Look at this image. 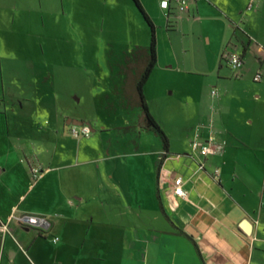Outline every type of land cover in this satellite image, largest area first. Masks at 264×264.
<instances>
[{"label":"crops","instance_id":"1","mask_svg":"<svg viewBox=\"0 0 264 264\" xmlns=\"http://www.w3.org/2000/svg\"><path fill=\"white\" fill-rule=\"evenodd\" d=\"M205 1L216 9V21L226 22L217 44L221 63L227 50L242 52V42L250 40L240 71L220 67V94L213 92L209 111L202 107L189 143L216 138L225 149L202 157L170 153L169 147L154 158L152 185L130 181L128 167L115 164L123 155L112 153L102 137L74 146L58 131L44 133L33 117L38 107L21 87L26 60L2 57L0 40V264H264V0H247L242 19L230 0ZM194 6L198 14V0ZM174 13L166 12L167 21ZM33 77L46 104L41 107L49 110L54 76ZM108 89L102 95L114 91ZM56 118L71 126L72 120L84 122L59 112ZM33 168L42 171L37 179ZM178 177L187 199L170 192ZM12 213L44 216L51 230L9 222Z\"/></svg>","mask_w":264,"mask_h":264},{"label":"rangeland","instance_id":"2","mask_svg":"<svg viewBox=\"0 0 264 264\" xmlns=\"http://www.w3.org/2000/svg\"><path fill=\"white\" fill-rule=\"evenodd\" d=\"M139 1L156 27L157 65L144 87L149 111L167 136L170 153H193L189 143L202 109L209 111L215 104L220 67L230 73L217 51L226 22L216 21V9L205 0H198V14L194 0H188L191 13L180 18L182 12L176 9L170 22L160 0ZM230 1L233 14L244 18L247 0ZM0 26L2 57L26 60L21 87L38 107L33 117L43 132L58 131L78 146L87 138H74V126L56 116L81 117L83 126L94 130L88 138L102 137L112 153L123 155L115 164L128 167L130 181L154 184V158L163 153V141L143 127V111L130 108L126 97L132 94L136 74L126 58L151 44V29L134 0H0ZM42 72L54 76L49 110L41 107L46 104L39 101L33 83V76ZM106 88L114 91L102 95ZM259 146L264 148L263 143ZM71 148L72 143L67 150Z\"/></svg>","mask_w":264,"mask_h":264},{"label":"built area","instance_id":"3","mask_svg":"<svg viewBox=\"0 0 264 264\" xmlns=\"http://www.w3.org/2000/svg\"><path fill=\"white\" fill-rule=\"evenodd\" d=\"M174 4L177 6H174ZM188 4V0H160V7L162 10L167 12V15L169 12L176 9L182 13L187 12L189 9ZM224 60L226 61L228 67L234 72L240 71L244 66V57L242 52L238 49L227 50L224 54ZM261 80L262 76L260 74H257L254 77L255 82H260ZM71 133L75 138L89 137L91 134V129L88 126H81V128L80 126H74L71 128ZM191 148L194 153H197L202 157H207L221 154L225 149V144L223 142L217 141L216 138H211L209 141L194 140L191 143ZM32 174L34 178L37 179L42 174V171L39 168H33ZM217 174H219L218 170ZM184 185V179L182 177H178L172 182L170 192L173 196L179 199H187L188 191ZM13 220L18 222L20 225L37 229L42 233H47L51 230V222L44 216L29 214L18 216L15 213H12L10 215L9 222ZM2 228L4 230L8 229V225H2ZM58 240V238L53 239L55 243L58 242Z\"/></svg>","mask_w":264,"mask_h":264},{"label":"trees","instance_id":"4","mask_svg":"<svg viewBox=\"0 0 264 264\" xmlns=\"http://www.w3.org/2000/svg\"><path fill=\"white\" fill-rule=\"evenodd\" d=\"M138 9L142 13L145 21L148 23L151 29V44L149 49L137 48L126 58V63L128 64L129 70H136L134 86L132 89V94L127 97L128 104L130 108H140L143 111L142 124L146 130H152L156 132L163 141L164 152H169V140L157 121L151 115L149 107L144 95V87L149 80L153 70L157 65V41H156V27L152 22L151 18L145 12L141 2L139 0H134ZM170 16V15H169ZM238 40V39H237ZM250 40H244L242 42V55L246 54L248 47L250 46ZM223 59V58H222ZM162 163H159V172L161 170Z\"/></svg>","mask_w":264,"mask_h":264},{"label":"water","instance_id":"5","mask_svg":"<svg viewBox=\"0 0 264 264\" xmlns=\"http://www.w3.org/2000/svg\"><path fill=\"white\" fill-rule=\"evenodd\" d=\"M70 122H72V124L76 125V126H83L84 125V122L77 121V120H72ZM242 227L247 233L250 232V226H249V224L247 222H245Z\"/></svg>","mask_w":264,"mask_h":264}]
</instances>
